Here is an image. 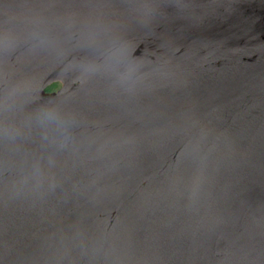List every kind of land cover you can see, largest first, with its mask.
Returning <instances> with one entry per match:
<instances>
[{
    "label": "water",
    "instance_id": "water-1",
    "mask_svg": "<svg viewBox=\"0 0 264 264\" xmlns=\"http://www.w3.org/2000/svg\"><path fill=\"white\" fill-rule=\"evenodd\" d=\"M0 264H264V0H0Z\"/></svg>",
    "mask_w": 264,
    "mask_h": 264
},
{
    "label": "flooded vegetation",
    "instance_id": "flooded-vegetation-1",
    "mask_svg": "<svg viewBox=\"0 0 264 264\" xmlns=\"http://www.w3.org/2000/svg\"><path fill=\"white\" fill-rule=\"evenodd\" d=\"M61 87L60 82H52L48 86H46L45 91L48 93H55L57 92Z\"/></svg>",
    "mask_w": 264,
    "mask_h": 264
}]
</instances>
